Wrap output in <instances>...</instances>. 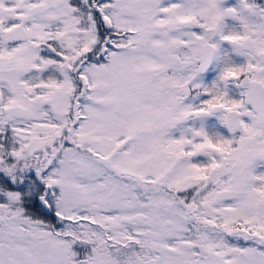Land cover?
<instances>
[{"label":"snow or ice","instance_id":"1","mask_svg":"<svg viewBox=\"0 0 264 264\" xmlns=\"http://www.w3.org/2000/svg\"><path fill=\"white\" fill-rule=\"evenodd\" d=\"M0 264H264V0H0Z\"/></svg>","mask_w":264,"mask_h":264}]
</instances>
